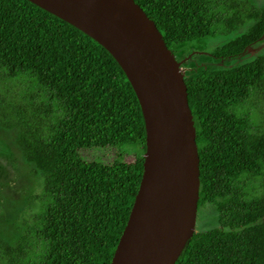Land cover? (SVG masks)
<instances>
[{
    "label": "trees",
    "instance_id": "1",
    "mask_svg": "<svg viewBox=\"0 0 264 264\" xmlns=\"http://www.w3.org/2000/svg\"><path fill=\"white\" fill-rule=\"evenodd\" d=\"M133 1L174 54L217 34L226 40L212 49L215 58L264 41V6L248 0ZM247 19V29L232 35ZM7 80L18 103L13 117H3L0 98V126L18 127L15 143L32 172L42 173V186L32 196L35 211L16 225L22 234L13 243L3 238L0 264H109L143 169L141 155L123 158L126 149H145L130 83L101 45L28 0H0L3 91ZM184 82L199 157L197 207L212 203L218 227L194 233L174 264H264V132L250 119L252 105L249 113L239 109L264 91V48L231 67L185 74ZM6 143L0 133V185L10 190L13 177L25 179L12 163L4 166L12 152ZM92 149L116 155L81 157Z\"/></svg>",
    "mask_w": 264,
    "mask_h": 264
},
{
    "label": "water",
    "instance_id": "2",
    "mask_svg": "<svg viewBox=\"0 0 264 264\" xmlns=\"http://www.w3.org/2000/svg\"><path fill=\"white\" fill-rule=\"evenodd\" d=\"M101 45L140 106L142 173L109 264H174L194 234L199 193L195 127L181 68L133 0H28ZM246 50L252 51L250 45Z\"/></svg>",
    "mask_w": 264,
    "mask_h": 264
},
{
    "label": "rangeland",
    "instance_id": "3",
    "mask_svg": "<svg viewBox=\"0 0 264 264\" xmlns=\"http://www.w3.org/2000/svg\"><path fill=\"white\" fill-rule=\"evenodd\" d=\"M248 2L255 7L264 6V0H248ZM250 24L251 21H248L247 19L245 24L233 32L232 35L246 30ZM218 35L219 34L214 37H204L176 48L177 52L175 53V57L178 60H184L181 68L186 75L195 73L202 68H227L237 65L253 58L256 52L261 50V48H264L263 41L260 42L259 45L252 46L251 48L254 50H246L238 56L230 58L211 57L210 54L212 49L226 40V36L222 37ZM12 82L13 81L11 80L5 81L6 91L2 90L0 84V98L5 99L4 105L1 109L3 111H1V113L3 117L6 116L8 118H11L9 116H12V112L10 111L11 107L18 103V96L15 92L16 90L11 89L13 87ZM253 100L255 101V105L250 104L251 102L249 101H245L239 109L249 113L247 107L252 105L250 111L253 110V113L251 111L250 114L252 116H250V119L256 124H260L259 130L264 132V91L255 98H252V101ZM8 101L12 102L11 106L8 105ZM239 109L238 111L240 112ZM17 132V126H12L9 129H3V127L0 126V133L3 135V140L7 142L2 146L5 149L10 148V150H12L9 157V160L11 161L3 164L4 166L11 168L12 166L10 163H12L13 166L18 168V172L16 173L17 177L24 178L26 180L21 182V184L16 182L15 177H13L10 180V190L5 186L0 185V244L6 242L4 239H6L9 243H13L22 234L23 230L21 228L17 229L16 225H23L35 211L37 203L36 199H32V196L38 193L42 186V173L32 172L31 167L33 165L24 160L21 151L15 143ZM142 153L143 151L138 148L130 150L126 149V152L123 155L124 161L126 163L133 162V160ZM115 155V149H92V151L81 152V157L88 161L99 160L102 162H110ZM259 190V186L255 184L254 192H258ZM217 227V213L213 204L205 203L198 207L196 211L194 233L205 232Z\"/></svg>",
    "mask_w": 264,
    "mask_h": 264
},
{
    "label": "clouds",
    "instance_id": "4",
    "mask_svg": "<svg viewBox=\"0 0 264 264\" xmlns=\"http://www.w3.org/2000/svg\"><path fill=\"white\" fill-rule=\"evenodd\" d=\"M250 47H252V44L250 45ZM241 53H242V52H241ZM241 53H240V54H241ZM174 55H175V54H174ZM143 152H144V151H143ZM141 156H142V154H141ZM197 208H198V207H197Z\"/></svg>",
    "mask_w": 264,
    "mask_h": 264
}]
</instances>
